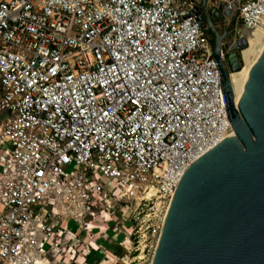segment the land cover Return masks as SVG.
<instances>
[{
  "label": "built area",
  "instance_id": "1",
  "mask_svg": "<svg viewBox=\"0 0 264 264\" xmlns=\"http://www.w3.org/2000/svg\"><path fill=\"white\" fill-rule=\"evenodd\" d=\"M228 2L264 27V0ZM194 10L0 0V264H71L118 219L130 237L162 229L188 168L234 133Z\"/></svg>",
  "mask_w": 264,
  "mask_h": 264
},
{
  "label": "water",
  "instance_id": "2",
  "mask_svg": "<svg viewBox=\"0 0 264 264\" xmlns=\"http://www.w3.org/2000/svg\"><path fill=\"white\" fill-rule=\"evenodd\" d=\"M194 4L201 26L212 35L234 135L219 141L184 174L151 264H264V47L236 103L230 75L242 68L238 52L248 40L231 41L217 29L215 18H234L228 0ZM222 46L230 52L225 61Z\"/></svg>",
  "mask_w": 264,
  "mask_h": 264
},
{
  "label": "rangeland",
  "instance_id": "3",
  "mask_svg": "<svg viewBox=\"0 0 264 264\" xmlns=\"http://www.w3.org/2000/svg\"><path fill=\"white\" fill-rule=\"evenodd\" d=\"M216 27L220 33L224 32V30L228 32V35L232 36L230 39H236L238 37L241 38L243 36V34L241 33H245L244 32L245 27L237 19L235 14L232 20L224 19L222 21H217ZM244 35L247 37V34H244ZM257 49H258V45H256L253 42H249L248 47L246 49L242 50V52L241 51L238 52L240 62L242 65V69L239 72L232 74V82H233L234 90L238 89L241 86L243 82L244 71L248 67L250 63L249 61H251V59L254 57ZM244 51H246L248 55V57L245 59L243 58ZM8 115L9 113L7 112H0V124L8 117ZM138 203L139 201L136 203V200L133 197H131L130 203L128 204H132L134 206L133 208H135V206ZM167 209L164 215L166 214ZM148 213L149 211L145 212L144 214H148ZM142 220L143 219H141V221ZM163 222H164V217H163ZM150 224L151 222H148L147 220L140 222V226H142L143 229L137 234L136 233L131 234L130 240L128 239L129 247H127L129 248L128 259H126V262L125 261L120 262V264H151L153 255H154V252L157 246V242H158V239L161 233V228H157L155 232L153 231L147 232L146 228ZM160 225H161V222H160ZM84 241H88V237H85ZM82 260H83V257L81 258L78 253L75 259L71 261V264H80ZM65 263H67V261Z\"/></svg>",
  "mask_w": 264,
  "mask_h": 264
},
{
  "label": "crops",
  "instance_id": "4",
  "mask_svg": "<svg viewBox=\"0 0 264 264\" xmlns=\"http://www.w3.org/2000/svg\"><path fill=\"white\" fill-rule=\"evenodd\" d=\"M191 1L199 4L201 2V0ZM222 20L221 18H215L214 23L217 24V21ZM128 226V223H124L121 219H118L111 227L96 230L92 239L88 237V241H84V243L90 242L94 251L90 255L85 253L83 255L79 254L81 258L83 257L80 264H120L122 261L126 262L129 253V248L127 247H129L128 239L130 240V230L129 232L125 231V228ZM113 228H117V230L114 231ZM81 249L80 253L82 252ZM88 256L92 257V263L85 261Z\"/></svg>",
  "mask_w": 264,
  "mask_h": 264
},
{
  "label": "bare ground",
  "instance_id": "5",
  "mask_svg": "<svg viewBox=\"0 0 264 264\" xmlns=\"http://www.w3.org/2000/svg\"><path fill=\"white\" fill-rule=\"evenodd\" d=\"M263 23H264V21H263ZM246 33H247L248 44H249V42H253L256 45H258V49H257L254 57L251 59V61H249L250 63L248 65V67L244 71L243 82H242L241 86L238 89H236V90H234V86H233L234 95H235V102L236 103H238L241 100L242 94H243V87H244V84H245V82H246V80H247V78L249 76V72L251 70V67L256 62V59H257V56H258L260 50L264 47V27L259 26L255 30H252V31L251 30L250 31L248 30V31H246ZM247 47H248V45H247ZM247 47H245L244 49H246ZM247 57H248L247 52L244 51L243 52V58L245 59ZM239 71H237V72H239ZM237 72H233L232 74L237 73ZM232 74L230 75V78H231V83L233 85V82H232ZM233 135H234V133H233ZM169 206H168V209H169ZM168 209H167V212H168ZM167 212L164 215V220H165V217L167 215ZM158 241H159V239H158Z\"/></svg>",
  "mask_w": 264,
  "mask_h": 264
},
{
  "label": "flooded vegetation",
  "instance_id": "6",
  "mask_svg": "<svg viewBox=\"0 0 264 264\" xmlns=\"http://www.w3.org/2000/svg\"><path fill=\"white\" fill-rule=\"evenodd\" d=\"M221 34L224 35V36L226 37V39H229V40L234 41V42L240 40L241 38H246V39H247V37H246L245 35H243L241 38L238 37V38H236V39H230L232 36H229V35H228V32H226L225 30H224V32H222ZM229 54H230L229 50H228L225 46H222L221 57H222V59H223L224 61H225V58H226Z\"/></svg>",
  "mask_w": 264,
  "mask_h": 264
},
{
  "label": "trees",
  "instance_id": "7",
  "mask_svg": "<svg viewBox=\"0 0 264 264\" xmlns=\"http://www.w3.org/2000/svg\"><path fill=\"white\" fill-rule=\"evenodd\" d=\"M86 261L89 262V263H92V262H93L92 257L88 256V257L86 258Z\"/></svg>",
  "mask_w": 264,
  "mask_h": 264
}]
</instances>
